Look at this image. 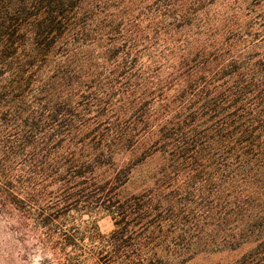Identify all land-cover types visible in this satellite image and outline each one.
<instances>
[{
	"label": "trees",
	"instance_id": "obj_1",
	"mask_svg": "<svg viewBox=\"0 0 264 264\" xmlns=\"http://www.w3.org/2000/svg\"><path fill=\"white\" fill-rule=\"evenodd\" d=\"M0 215L23 262L264 264V0H0Z\"/></svg>",
	"mask_w": 264,
	"mask_h": 264
},
{
	"label": "rangeland",
	"instance_id": "obj_2",
	"mask_svg": "<svg viewBox=\"0 0 264 264\" xmlns=\"http://www.w3.org/2000/svg\"><path fill=\"white\" fill-rule=\"evenodd\" d=\"M97 224L102 234L108 235L114 230V224L112 220L107 216L97 218ZM29 249L22 248L18 241H14L11 236L7 235L2 223V217L0 215V264H53V260L58 262L62 257L54 256L52 253L42 254L39 250L30 254L28 261H21L20 258L24 256L27 258ZM231 257L216 256L208 260L194 261L191 264H218L227 262Z\"/></svg>",
	"mask_w": 264,
	"mask_h": 264
}]
</instances>
